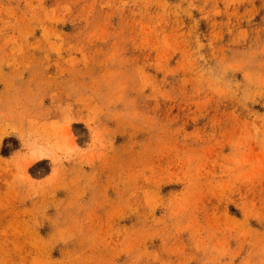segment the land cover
<instances>
[{
	"label": "rangeland",
	"instance_id": "374dc122",
	"mask_svg": "<svg viewBox=\"0 0 264 264\" xmlns=\"http://www.w3.org/2000/svg\"><path fill=\"white\" fill-rule=\"evenodd\" d=\"M0 264H264V0H0Z\"/></svg>",
	"mask_w": 264,
	"mask_h": 264
}]
</instances>
